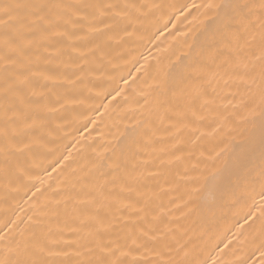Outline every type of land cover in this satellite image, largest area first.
Masks as SVG:
<instances>
[{"label": "bare ground", "instance_id": "bare-ground-1", "mask_svg": "<svg viewBox=\"0 0 264 264\" xmlns=\"http://www.w3.org/2000/svg\"><path fill=\"white\" fill-rule=\"evenodd\" d=\"M63 2L103 6L129 0ZM136 2L148 7L137 14L134 27L127 32L126 22L114 29L104 27L111 17L103 7L82 10L87 19L76 33L84 39L75 41L78 52L71 54L72 61L67 54L59 58L53 54L50 61L44 54L24 66L9 64L11 75L22 74L20 79H27L18 95L28 97L36 92L33 99L42 97L48 108H42L38 118L20 125L22 138L31 143L12 158L17 166L12 181L0 179V234L7 236L0 243V259L8 255L6 244L29 238L36 230L33 225L37 217L55 241L49 246L61 253L47 259L55 264H84L96 258L99 253H89L92 240L72 209L75 198L86 192L85 181L98 177L99 171H109L113 161L122 159L143 173V190L159 217L154 227L164 233V240L154 245L155 252L133 253L123 259L135 257L161 264L179 260L192 264H211L213 260L216 264H261L264 259L262 224L248 217L249 211L259 216L252 199L233 203L217 198L211 213L206 208L216 196L214 185L220 178L254 151L258 155L260 113L264 110L259 36L243 52L254 72L241 77L218 60L219 67L210 69L218 72L216 80L200 89L199 82L182 80L181 74L198 56L201 63H208L210 45L212 51L223 49L212 39L220 10L206 5L226 0ZM81 53L86 54L83 60L79 59ZM145 58L146 67L137 73L135 68L143 65ZM76 62L85 63L83 72ZM4 77L0 64V95ZM121 77H127L129 83ZM224 80L229 83L225 85ZM161 81L189 92H203L192 105L194 117L189 113L185 122L167 118L162 122L153 111ZM116 87L126 91L116 100L108 97L111 103L107 111H94L99 94ZM3 146L0 139V149ZM12 147L17 150L22 145L14 141ZM65 156L69 158L62 159ZM213 176H217L216 181ZM259 200L256 195L257 206Z\"/></svg>", "mask_w": 264, "mask_h": 264}, {"label": "snow or ice", "instance_id": "snow-or-ice-1", "mask_svg": "<svg viewBox=\"0 0 264 264\" xmlns=\"http://www.w3.org/2000/svg\"><path fill=\"white\" fill-rule=\"evenodd\" d=\"M103 7L111 17L110 22H105L104 27L114 29L120 23L126 22L125 32L134 27L138 13L147 5L139 4L136 0H129L123 4L109 3L103 6L95 4H70L63 0H0V64L4 66V81L2 95H0V139L3 140L2 160H0V179L5 183L12 181L14 171L17 169L13 157L17 151L23 152L29 147L30 140L26 141L20 125L28 124L38 118L42 108H48L43 98L33 99L37 96L32 92L28 97H21L18 93L27 83V79H20V75L13 76L9 73V64L24 66L48 54L49 61L54 54L57 58L67 54L72 61V53L78 52L75 41L84 39L77 35L76 29L82 26L87 19V14L82 10ZM155 7H160L155 5ZM185 7H189L185 5ZM191 7H200L192 5ZM209 9H218L215 17L216 30L212 35L213 40H218L223 49L216 47L215 51L209 46L207 52L208 63H201L199 56L187 66V71L181 74V79H191L199 82L200 89L205 83L216 80L218 72L211 71L217 61L229 65L233 74L241 77L254 72V66L246 61L244 49L259 36L261 50V64L259 71L260 87L264 94V0H226L223 4L210 3ZM103 31V29H90ZM51 49V52H49ZM95 51V49H92ZM86 54H79L83 60ZM205 55L204 52L200 53ZM86 63V61H85ZM85 63L76 62L80 72L85 70ZM139 63V61H137ZM147 65V58L140 67L135 68L141 73ZM129 76L133 81L136 77ZM51 78V77H49ZM125 84L129 83L127 77H121ZM221 79H223L221 77ZM254 82V81H253ZM225 85L229 80H224ZM160 96L156 101L154 112L162 119H176L185 122L189 116H195L192 105L203 94L201 90L195 93L179 87L177 84L161 81L157 85ZM126 89L116 87L110 91L99 94V103L94 109L96 112L108 110L111 100L121 97ZM111 97V100H108ZM107 101V103H106ZM54 110V109H49ZM261 131L258 155L254 151L247 156L234 171H229L214 185L216 196L207 202L208 212L214 210L216 199L228 200L238 203L241 200L252 199L254 207L259 212L256 216L249 211L248 217L253 221L259 220L262 224L261 248L264 249V110L260 113ZM89 123L94 120L89 119ZM22 145L14 150L13 142ZM223 151V150H222ZM219 155V153H218ZM70 156V154H69ZM68 156L62 159H68ZM130 161H113L109 171H99L98 177L85 181L86 192L82 197H77L72 212L87 230L88 237L92 240L89 253H99L96 258L85 261L84 264H161L160 261L145 259H123L133 256V253L155 252L154 245L164 240V233L159 232L154 224L159 217L154 214L150 197L143 190V173L137 171ZM213 181L217 176L212 177ZM36 191L43 194V190L33 185ZM198 191V190H197ZM36 195L35 192L32 193ZM260 197L258 206L255 196ZM246 217V222L248 220ZM31 222V217L29 218ZM32 231L27 240L13 239L6 244L4 251L7 257L0 259V264H55L47 257L61 253L50 247L55 241L51 239L50 231L45 230L44 221L39 217L35 220ZM6 234H0V243L6 241ZM66 254V253H65ZM264 257V251H261ZM63 264V262H61ZM167 264H192L187 260L168 261ZM204 264H208L207 261ZM216 264V261H211ZM264 264V259L261 260Z\"/></svg>", "mask_w": 264, "mask_h": 264}]
</instances>
